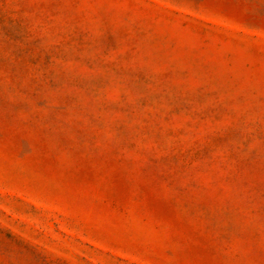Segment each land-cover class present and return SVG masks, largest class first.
Listing matches in <instances>:
<instances>
[{"label": "rangeland", "instance_id": "rangeland-1", "mask_svg": "<svg viewBox=\"0 0 264 264\" xmlns=\"http://www.w3.org/2000/svg\"><path fill=\"white\" fill-rule=\"evenodd\" d=\"M0 264H264V0H0Z\"/></svg>", "mask_w": 264, "mask_h": 264}]
</instances>
